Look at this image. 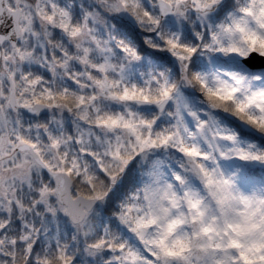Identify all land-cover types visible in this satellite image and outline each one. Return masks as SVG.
<instances>
[{
  "label": "snow or ice",
  "instance_id": "6c2138e0",
  "mask_svg": "<svg viewBox=\"0 0 264 264\" xmlns=\"http://www.w3.org/2000/svg\"><path fill=\"white\" fill-rule=\"evenodd\" d=\"M0 264H264V0H0Z\"/></svg>",
  "mask_w": 264,
  "mask_h": 264
}]
</instances>
